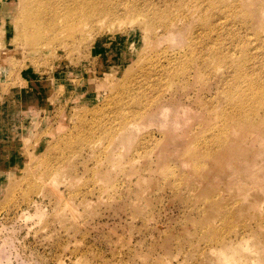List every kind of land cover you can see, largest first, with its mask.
<instances>
[{
    "label": "rangeland",
    "instance_id": "374dc122",
    "mask_svg": "<svg viewBox=\"0 0 264 264\" xmlns=\"http://www.w3.org/2000/svg\"><path fill=\"white\" fill-rule=\"evenodd\" d=\"M191 1H49L33 45L28 0H0L2 264H264V149L227 93L264 0L246 26Z\"/></svg>",
    "mask_w": 264,
    "mask_h": 264
},
{
    "label": "bare ground",
    "instance_id": "6f19581e",
    "mask_svg": "<svg viewBox=\"0 0 264 264\" xmlns=\"http://www.w3.org/2000/svg\"><path fill=\"white\" fill-rule=\"evenodd\" d=\"M49 1H53V0H28V3H27L28 5L25 8V15H23V16H25V20H26L27 23L25 24L26 26L23 27V31L27 30V28L30 27V25L33 26V27L32 26L31 27L34 28L35 32H34V34L31 35V38L28 40V42L33 44V45H36L37 42L39 41V37L42 35L41 32L43 30H44V32H46L45 31L46 26L47 25L48 26L49 25H53V22H54V19H55V14L51 15V19L50 18L46 19V17H42V15H41V12L43 10H45V8L48 6L47 2H49ZM203 1H204L206 9L210 12V16L209 17H207V15H206L202 19V24L203 25H206L208 20L210 22L209 25L212 24L213 23L212 18L214 16L218 15V19H217V24L218 25L224 26L227 23L228 19L233 18L232 22H234V23L239 22L242 25L246 26V24L250 20V17L252 16L250 11L246 9L247 4H245L243 2V5H241V3H242L241 0H203ZM191 2L198 3L197 0H192ZM121 3H123V0H115L113 2V4H110V2H108L107 0H90L89 10L93 11V12L100 11V10H104V11L108 10L110 12H115L117 10V7ZM177 3L180 4V6H177L176 8L177 9L180 8L181 13L185 12L184 11L185 7L182 8V6L185 4L184 0H178ZM131 5L136 7L137 10H139L138 2H133ZM72 11L73 10H71V13H72ZM152 11H154V10H152ZM155 12H157L156 15H155ZM155 12H154V14L152 16H150L153 19L166 16V13H165L164 10H157ZM261 12H262V15H264V10H262ZM232 13H233V15H231ZM67 21L68 20H66V22ZM100 21H102V20H100ZM57 27H59V26H57ZM257 27H258V25H257ZM251 34H250V36H251ZM175 35H178V34L170 33V34H168L167 37L171 38V39H174ZM45 38L46 37H43L41 39H45ZM247 40H245L246 42H244L243 44H241L239 46V52H240L241 55L244 56V61L241 62V63L237 62L238 64H236L237 65L236 70L237 71L239 70V71L237 72L238 74H236L235 79H233L234 81L232 80L229 83L230 87L228 88L227 93L232 98L239 96V98L241 99V101L238 103V106H237V109L240 112V118H241V120H245L246 124L248 126L256 128L255 129V133H256L255 135L260 140L259 145H261V146L263 145V149H264V138L261 136V131H264V80L261 81L260 79H258L256 77H248L247 74H246V69L249 66L248 64L249 63L252 64V67L254 65L253 61L248 62V63H247V61H249L251 59H254V58H257L259 61L263 62L262 61L263 58L261 57L262 58V60H261L260 55L261 54L264 55V28L262 30L255 31L253 33V36L249 37ZM42 41L43 42H40V43H44L47 40L46 41L42 40ZM46 43H47V45L51 44V43L49 44L48 42H46ZM47 45H45V46H47ZM209 49H210L209 50V54L211 56H213V58L222 57V55H221L219 50H217L215 48H211V47ZM189 52H191V47L188 50V53ZM185 55L186 54H184V56ZM230 62L232 63L233 60L230 59ZM255 82H257L258 85ZM244 97H248V99H244ZM246 100H248V101L245 104H249L250 105V108H251L250 111H247V108L245 107V105H243L244 101H246ZM258 108L262 109V116L260 117V119H259V121L257 123V122H254V120L251 119V114H253ZM260 120H261V122H260ZM242 123H244V122H242ZM129 131L130 130H126L122 134V138H123L124 141L128 140ZM93 132H94V130L91 131V133H93ZM240 140H241V138H240ZM124 141H122V142H124ZM259 149H262V147H260ZM260 152H261L262 155H264L263 154L264 150H262V151L260 150ZM260 152H258L259 156H261V154H259ZM261 158H264V157L262 156ZM260 160H261V162H263V166H264V159H263V161H262V159H260ZM260 160H259V163H260ZM248 165H249V167H248ZM248 165H246V167H245L247 169H245V168L244 169L246 171L252 172L253 168L250 166L251 163L248 164ZM257 166H259L262 169L261 164L257 165ZM254 168H255V166H254ZM257 169H259V168L257 167ZM261 169L258 170V171H262ZM5 244H7V243H5ZM230 245H231V243L223 242V245L220 247V250L226 252L227 250L226 249L223 250V248H227V247L229 248ZM219 246H220V244H219ZM1 256H3V255H0V264H2V262H3L2 259H4Z\"/></svg>",
    "mask_w": 264,
    "mask_h": 264
}]
</instances>
